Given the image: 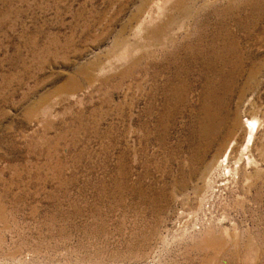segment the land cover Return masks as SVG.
Wrapping results in <instances>:
<instances>
[{"label": "rangeland", "instance_id": "1", "mask_svg": "<svg viewBox=\"0 0 264 264\" xmlns=\"http://www.w3.org/2000/svg\"><path fill=\"white\" fill-rule=\"evenodd\" d=\"M0 264H264V0H0Z\"/></svg>", "mask_w": 264, "mask_h": 264}, {"label": "bare ground", "instance_id": "2", "mask_svg": "<svg viewBox=\"0 0 264 264\" xmlns=\"http://www.w3.org/2000/svg\"><path fill=\"white\" fill-rule=\"evenodd\" d=\"M235 123V122H234ZM255 123H254V121L253 120H246V121H242V120H239V119H237V121H236V123H235V127L237 128L236 130H237V132H238V129L239 130H242V132H244V133H247V138H246V145L247 144H249L248 142L251 140L250 138H251V136H252V133H253V127L255 126L254 125ZM234 127V128H235ZM256 127V126H255ZM235 130V131H236ZM236 134V133H235ZM253 136H254V134H253ZM253 138V137H252ZM245 145V144H244ZM244 147H247L248 148V146H244ZM243 147V148H244ZM219 162V161H218Z\"/></svg>", "mask_w": 264, "mask_h": 264}]
</instances>
